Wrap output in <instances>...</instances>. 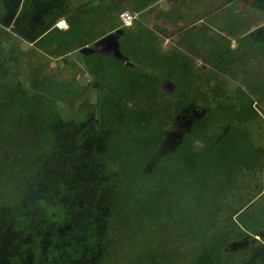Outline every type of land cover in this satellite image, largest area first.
Wrapping results in <instances>:
<instances>
[{
	"label": "trees",
	"instance_id": "trees-1",
	"mask_svg": "<svg viewBox=\"0 0 264 264\" xmlns=\"http://www.w3.org/2000/svg\"><path fill=\"white\" fill-rule=\"evenodd\" d=\"M20 1L0 10V264H264V89L220 76L222 46L199 71L182 37L122 28L155 1ZM117 30L127 63L78 53ZM23 42L82 68L22 79ZM83 74L94 96L68 115Z\"/></svg>",
	"mask_w": 264,
	"mask_h": 264
},
{
	"label": "rangeland",
	"instance_id": "rangeland-1",
	"mask_svg": "<svg viewBox=\"0 0 264 264\" xmlns=\"http://www.w3.org/2000/svg\"><path fill=\"white\" fill-rule=\"evenodd\" d=\"M43 1V0H42ZM28 0L23 2V6L28 4ZM174 2H169V4H173ZM225 2H222L224 4ZM120 4V2H118ZM221 3H217L216 10L211 11L210 20L207 21V25H204L203 21L198 22L194 28H188L182 34V38L180 44H176V48H179L180 51L190 56L195 60L196 68L199 71H203L205 69V64L203 63V59L210 54L213 56L211 60L214 63L217 59L214 55L215 45L217 43H224L225 40L232 41L230 42L229 47H232L231 50H235L238 45L244 48L248 55H243L242 51L239 52L238 55L230 56V54H223V62L218 63L223 69V74L220 73L222 78L226 79L232 88L239 87L246 94L250 93L249 87L253 86L255 90L264 89V26L260 30L262 33L258 34V32H248L253 29L261 21H264V0H254L251 2H231L227 3L223 7H219ZM160 5L158 4L157 7ZM165 6V2H164ZM212 5H210V8ZM82 10V7H77L76 10ZM158 9V8H157ZM76 11L74 10V13ZM149 14L151 15L153 9H149ZM74 13H70L68 19L74 16ZM130 13V12H129ZM146 14V15H145ZM145 16H141L142 26L148 27L149 31L155 33L161 43L160 47L162 48V43L164 42L165 48L169 47V43L162 40L160 36H165L164 32H161V29L164 28L161 25H155L146 20L147 13H144ZM152 18V17H151ZM154 18V17H153ZM146 20V21H145ZM61 28L65 26V22H61ZM164 26V25H163ZM208 26L209 28L205 29ZM184 27V26H182ZM190 27V26H189ZM58 28V27H57ZM148 31V32H149ZM115 32H111L109 34H114ZM107 34V35H109ZM142 33H137L132 36L134 39L138 38ZM105 35V36H107ZM103 38V37H102ZM177 40H174V42ZM235 40V41H234ZM238 40H241L238 42ZM97 41L93 42L90 45L81 46L79 49L83 47H93ZM187 42L194 43V47H189ZM21 53L15 51V49H10V52L14 54L16 57L18 56L19 61L26 66V71L24 69L23 78H40L43 75H57V70L60 71V68L64 66H79L80 69L82 66L80 65V61L78 58L77 51L70 53L69 55L62 57L58 60L54 59H43L40 58L38 53H31V47L25 43H22L19 47ZM8 50V49H7ZM163 51L167 52L162 48ZM108 52H113L112 49H108ZM202 60V61H201ZM54 61V64L51 62ZM57 67H56V65ZM220 70H218L219 72ZM68 74L65 70L62 73L64 77ZM31 75V77H30ZM81 82L86 90H83L82 93L74 97V99L69 102L67 105L63 107L65 113L73 114L76 112L88 99H92L94 96L96 84L92 81V79L87 75L83 74L81 76ZM166 89H169V86H165ZM252 99L259 101L257 97L250 96ZM47 215L52 220H59L62 217L61 211L55 207H48L46 209ZM238 247H247V242L242 243Z\"/></svg>",
	"mask_w": 264,
	"mask_h": 264
},
{
	"label": "crops",
	"instance_id": "crops-1",
	"mask_svg": "<svg viewBox=\"0 0 264 264\" xmlns=\"http://www.w3.org/2000/svg\"><path fill=\"white\" fill-rule=\"evenodd\" d=\"M24 1L25 0L20 1V6H23L22 4ZM151 1H155L156 3L151 4L149 7H147L145 10L141 11L140 13H133V14H136V20L133 23V27L136 28L137 26L144 23V21H142L140 19H141V16L146 15V14L144 15V13H147L146 20L148 22L155 24L156 26L159 24L162 27H164L161 29V32H164L166 35L160 36V37L162 40L166 41V43H169L168 48L164 47L165 46L164 42L162 43V48L164 50L168 51L171 49L172 46H174V40L176 39V37H177V39L182 37V34L185 30H187L188 28H194V26L198 22L200 23L202 21H203L204 25H207V21L210 20L211 11L216 10V7H217V5H215L216 2L221 3L220 5H218L219 7L220 6L223 7L226 5V2L227 3L238 2V1L251 2L254 0H151ZM7 2H8V0H0V10L5 9V5ZM99 2H101V0H95L85 10L86 11H92L94 9H97L99 4H100ZM164 2H165V6H164ZM169 2H174V3L168 5ZM222 2H225V3L222 4ZM158 4L160 5L159 7H157ZM210 5H212L211 7H213V8H210ZM149 9H153V12L151 15L148 12ZM127 12L129 13V11H127ZM61 22H63V21H61ZM61 22H59L56 25V27L63 29V28H65L66 24L63 28H61V25H60ZM182 26H184V27H182ZM263 26H264V21H261L256 26H254L253 29L249 30L248 32H253L255 30L254 32H259L258 34H261L262 32L260 30L262 29ZM146 28L149 29L148 27H146ZM207 28H209V27L206 26L205 29H207ZM93 31H101V29L98 28V26H95V28H93ZM227 42H228V44H227ZM230 42H233V40L232 41L225 40L224 43H222V42L217 43L214 47L217 48V46H218L221 48V46H222L223 47V49H222L223 53L222 54H225L224 49H226V45H228V48L230 50L232 48V47H229ZM23 43L30 46L31 49L33 48V44H28L26 42H23ZM193 46H195L194 43H193ZM238 48H239V45L237 46V48H235V50H237ZM231 51H233V50H231Z\"/></svg>",
	"mask_w": 264,
	"mask_h": 264
},
{
	"label": "water",
	"instance_id": "water-1",
	"mask_svg": "<svg viewBox=\"0 0 264 264\" xmlns=\"http://www.w3.org/2000/svg\"><path fill=\"white\" fill-rule=\"evenodd\" d=\"M121 34L122 31L117 30L113 35L109 34L99 39L93 47H83L79 49L78 53L83 56H89L95 53H99L127 63V58L122 56L117 45V39ZM108 49H112L113 52H108Z\"/></svg>",
	"mask_w": 264,
	"mask_h": 264
},
{
	"label": "built area",
	"instance_id": "built-area-1",
	"mask_svg": "<svg viewBox=\"0 0 264 264\" xmlns=\"http://www.w3.org/2000/svg\"><path fill=\"white\" fill-rule=\"evenodd\" d=\"M120 20L122 28H131L133 26L134 21L136 20V14L125 12L121 16Z\"/></svg>",
	"mask_w": 264,
	"mask_h": 264
}]
</instances>
